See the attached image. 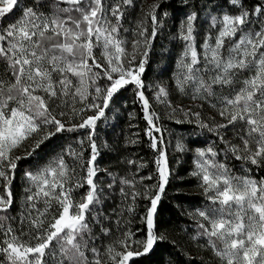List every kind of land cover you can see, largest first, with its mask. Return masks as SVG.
Here are the masks:
<instances>
[{
  "label": "snow or ice",
  "instance_id": "snow-or-ice-1",
  "mask_svg": "<svg viewBox=\"0 0 264 264\" xmlns=\"http://www.w3.org/2000/svg\"><path fill=\"white\" fill-rule=\"evenodd\" d=\"M164 4L0 0V264H264V0H180L178 17ZM165 37L172 74L147 80ZM122 109L143 122L124 146L151 158L114 172L100 124ZM165 120L209 136L190 147ZM169 148L192 154L203 198L177 205L187 246L160 230Z\"/></svg>",
  "mask_w": 264,
  "mask_h": 264
},
{
  "label": "trees",
  "instance_id": "trees-1",
  "mask_svg": "<svg viewBox=\"0 0 264 264\" xmlns=\"http://www.w3.org/2000/svg\"><path fill=\"white\" fill-rule=\"evenodd\" d=\"M151 0H144L147 4ZM198 2L211 4L212 0H198ZM164 7L169 12H175L177 17L180 14L181 4L180 0H165ZM175 21H170L174 23ZM167 32V29H166ZM161 48H168L169 51H161ZM179 51V46H173L167 37L162 39L157 45V50L154 53L150 65L146 68V79L147 80H162L165 82L169 81V77L172 74L174 68L175 56ZM128 111H132L135 108L136 112L139 113V105H133L131 97L128 93ZM173 99L178 103L187 105L189 103L187 98L174 95ZM160 109H158L159 111ZM207 111V110H206ZM142 126L143 122L138 118L136 120L129 121L128 113L123 111L122 114H116L113 119V113H109V120L107 124L101 122L100 124V137L101 141H107L109 148H102V156L100 158L101 168H110L114 172H123L124 164L121 161V157L135 153L138 157L144 159L151 158V152L146 145H129L124 146L125 134L132 136L133 133L138 131L136 127H129V124ZM115 125V127H113ZM166 127H170L177 135L184 137V142L190 147L202 146L205 136L209 134L204 133L203 135H192L193 126L191 125H178L174 122L165 120ZM198 131V130H197ZM167 137V133H165ZM210 138V137H209ZM55 143V142H54ZM51 147V146H50ZM169 160L171 167L175 170L177 179H174L172 183L166 187V193L162 195L161 201L158 204V219L160 223V230L167 231L171 237L176 239L179 243L187 246L188 237L184 235L182 229L185 227L191 228V221L184 215H182V209L177 205H183L185 207L192 205H199L203 198L200 196L199 191L194 187L195 181L188 176V172L192 167V154L190 152L180 153L173 151L169 148ZM230 166L234 168V171H239V162L229 161ZM26 164H22L21 168L26 167ZM147 174V173H146ZM22 172L17 173L15 192L19 198L23 192V184L21 182ZM103 175V173H101ZM179 177H183L180 179ZM180 189L178 192L177 190ZM112 202L109 201L106 207H111ZM165 256L167 252L172 251L170 245H164L159 250ZM195 252V249H193Z\"/></svg>",
  "mask_w": 264,
  "mask_h": 264
}]
</instances>
